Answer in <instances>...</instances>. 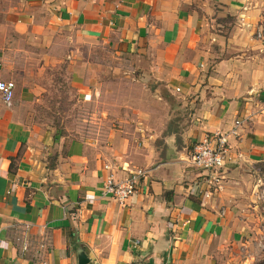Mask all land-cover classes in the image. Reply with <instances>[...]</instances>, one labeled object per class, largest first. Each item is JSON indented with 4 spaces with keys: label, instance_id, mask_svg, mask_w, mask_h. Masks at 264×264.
<instances>
[{
    "label": "crops",
    "instance_id": "obj_1",
    "mask_svg": "<svg viewBox=\"0 0 264 264\" xmlns=\"http://www.w3.org/2000/svg\"><path fill=\"white\" fill-rule=\"evenodd\" d=\"M262 29L264 0H0V81L16 84L12 107L0 93V264H80V251L86 264H252ZM99 45L149 60L173 100L166 120L72 121L43 79L64 62L78 101L93 105L86 51ZM216 131L231 134L220 192L189 161ZM136 168L148 173L126 204L101 197L111 173Z\"/></svg>",
    "mask_w": 264,
    "mask_h": 264
},
{
    "label": "rangeland",
    "instance_id": "obj_2",
    "mask_svg": "<svg viewBox=\"0 0 264 264\" xmlns=\"http://www.w3.org/2000/svg\"><path fill=\"white\" fill-rule=\"evenodd\" d=\"M86 52L90 65L96 69L92 80L96 86L93 105L78 101V94L70 85L71 76L63 68L64 62H61L62 68L56 75L43 79L45 83L52 85V96L58 97L60 90V106L69 113L72 121L93 116L98 123L101 122L99 127L108 129L121 127L125 121L134 123L140 117L150 118L157 115V121L162 120V117L165 120L169 117L171 100L168 99L164 84L152 78L149 60L103 45L96 46L91 53L90 50ZM85 78L91 83L89 76ZM133 130V127L127 129L128 132ZM262 174L264 177V169ZM259 223L261 225V218ZM255 248L252 264H264V249L257 246Z\"/></svg>",
    "mask_w": 264,
    "mask_h": 264
},
{
    "label": "built area",
    "instance_id": "obj_3",
    "mask_svg": "<svg viewBox=\"0 0 264 264\" xmlns=\"http://www.w3.org/2000/svg\"><path fill=\"white\" fill-rule=\"evenodd\" d=\"M96 2L98 0H83ZM264 29L259 30L257 37L262 39ZM16 84L13 81H0V93L7 107H12L14 101ZM241 122L236 121L232 134H237V128ZM231 134L220 131L208 133L203 139L197 142L190 155V163L194 168L207 172V182L216 191L223 190L224 176L222 174L230 154L229 137ZM145 168H136L124 179H117L111 173L101 189V197L118 202L121 205L127 203L138 191L142 179L147 175ZM255 196L261 209V225L256 239L257 247L264 249V182L257 187ZM29 227V226H27ZM30 245L24 243L23 250L28 251Z\"/></svg>",
    "mask_w": 264,
    "mask_h": 264
},
{
    "label": "water",
    "instance_id": "obj_4",
    "mask_svg": "<svg viewBox=\"0 0 264 264\" xmlns=\"http://www.w3.org/2000/svg\"><path fill=\"white\" fill-rule=\"evenodd\" d=\"M79 262L80 264H86L89 262L87 254L84 251H80L79 253Z\"/></svg>",
    "mask_w": 264,
    "mask_h": 264
}]
</instances>
